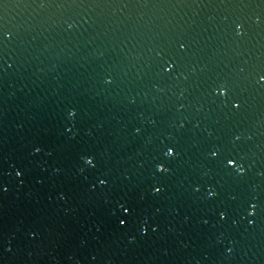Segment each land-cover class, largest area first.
Here are the masks:
<instances>
[{
	"label": "water",
	"instance_id": "95a60500",
	"mask_svg": "<svg viewBox=\"0 0 264 264\" xmlns=\"http://www.w3.org/2000/svg\"><path fill=\"white\" fill-rule=\"evenodd\" d=\"M0 264H264V0H0Z\"/></svg>",
	"mask_w": 264,
	"mask_h": 264
}]
</instances>
